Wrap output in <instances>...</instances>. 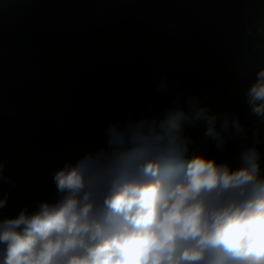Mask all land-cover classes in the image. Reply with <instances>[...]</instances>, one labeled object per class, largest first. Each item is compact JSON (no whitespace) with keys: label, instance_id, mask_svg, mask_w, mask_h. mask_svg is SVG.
<instances>
[{"label":"trees","instance_id":"trees-1","mask_svg":"<svg viewBox=\"0 0 264 264\" xmlns=\"http://www.w3.org/2000/svg\"><path fill=\"white\" fill-rule=\"evenodd\" d=\"M211 1L201 14L202 0H0V221L54 200V173L107 148L109 125L162 118L177 94L217 130L238 116L248 145L259 130L264 175V115L246 96L264 69V0ZM206 131L186 126L189 155L238 167L241 140L217 150Z\"/></svg>","mask_w":264,"mask_h":264},{"label":"clouds","instance_id":"clouds-1","mask_svg":"<svg viewBox=\"0 0 264 264\" xmlns=\"http://www.w3.org/2000/svg\"><path fill=\"white\" fill-rule=\"evenodd\" d=\"M246 96L264 115V69ZM198 122L217 150L241 140L238 167L189 155L185 128ZM216 122L199 98L177 94L162 118L109 125L107 148L54 173V200L0 221V264H264L259 130L248 145L238 116ZM4 170L0 161L9 182Z\"/></svg>","mask_w":264,"mask_h":264},{"label":"rangeland","instance_id":"rangeland-1","mask_svg":"<svg viewBox=\"0 0 264 264\" xmlns=\"http://www.w3.org/2000/svg\"><path fill=\"white\" fill-rule=\"evenodd\" d=\"M201 6H202L200 10L201 14L209 13L214 10V5L211 0H202Z\"/></svg>","mask_w":264,"mask_h":264}]
</instances>
